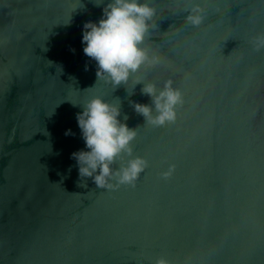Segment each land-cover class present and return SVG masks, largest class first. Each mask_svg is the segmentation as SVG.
Wrapping results in <instances>:
<instances>
[{
	"label": "water",
	"instance_id": "95a60500",
	"mask_svg": "<svg viewBox=\"0 0 264 264\" xmlns=\"http://www.w3.org/2000/svg\"><path fill=\"white\" fill-rule=\"evenodd\" d=\"M95 2L0 0V264H264V50L251 44L264 0H145L158 28L144 46L161 62L117 88L83 52V25L110 0ZM196 5L199 27L185 19ZM169 79L177 120L146 125L136 83ZM95 96L138 128L148 168L134 187L79 176L76 117Z\"/></svg>",
	"mask_w": 264,
	"mask_h": 264
},
{
	"label": "clouds",
	"instance_id": "9594fccd",
	"mask_svg": "<svg viewBox=\"0 0 264 264\" xmlns=\"http://www.w3.org/2000/svg\"><path fill=\"white\" fill-rule=\"evenodd\" d=\"M103 3L104 0L95 2L96 6ZM186 11L187 23L195 27L204 23L206 16L202 7L196 5ZM156 14L157 9L145 0H110L103 8V16L98 23L86 22L83 25L82 42L86 45L83 52L96 62L98 79L107 77L117 88L127 84L131 76L145 65L156 66L161 62L159 56L150 54V50L144 46L150 33L158 28L154 22ZM251 44L254 51L264 50V34L253 37ZM141 83V93L151 98V104L132 102V106L137 114L144 117L146 125L164 127L175 123L178 107L184 104L182 90L174 87L171 79L164 83L163 88L139 80L136 84ZM80 106L83 111L76 118L89 149L72 153L80 178H93L100 189L134 187L148 168L147 159L133 155L132 145L138 128H130L119 119L120 104L110 103L101 96H95ZM123 119L127 121L129 117L124 115ZM65 135L74 133L69 129ZM174 171L175 165H169L168 170L161 174L162 178H170ZM79 186L87 187V184ZM155 264L170 262L161 256L155 260Z\"/></svg>",
	"mask_w": 264,
	"mask_h": 264
}]
</instances>
